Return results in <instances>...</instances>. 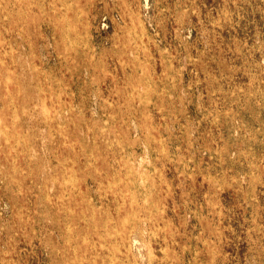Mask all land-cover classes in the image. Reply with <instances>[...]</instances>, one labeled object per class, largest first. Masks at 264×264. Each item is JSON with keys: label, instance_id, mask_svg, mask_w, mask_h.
<instances>
[{"label": "rangeland", "instance_id": "rangeland-1", "mask_svg": "<svg viewBox=\"0 0 264 264\" xmlns=\"http://www.w3.org/2000/svg\"><path fill=\"white\" fill-rule=\"evenodd\" d=\"M0 264H264V0H0Z\"/></svg>", "mask_w": 264, "mask_h": 264}]
</instances>
